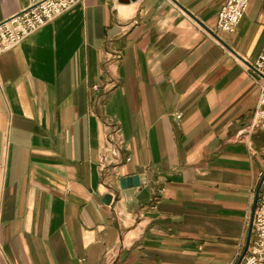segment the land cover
I'll list each match as a JSON object with an SVG mask.
<instances>
[{
  "label": "crops",
  "instance_id": "0c3cea01",
  "mask_svg": "<svg viewBox=\"0 0 264 264\" xmlns=\"http://www.w3.org/2000/svg\"><path fill=\"white\" fill-rule=\"evenodd\" d=\"M30 1L0 0V23ZM226 2L82 0L0 52V264L240 258L264 172V0L234 33Z\"/></svg>",
  "mask_w": 264,
  "mask_h": 264
},
{
  "label": "built area",
  "instance_id": "2783aa9c",
  "mask_svg": "<svg viewBox=\"0 0 264 264\" xmlns=\"http://www.w3.org/2000/svg\"><path fill=\"white\" fill-rule=\"evenodd\" d=\"M80 1L31 0L27 8L0 23V52L18 45ZM249 3L250 0H227L218 13V29L234 33L244 18ZM253 66L252 77L259 88V97L249 124L251 131L264 126V46ZM261 180L260 197L253 219L252 240L248 252L239 264H264V172L261 173Z\"/></svg>",
  "mask_w": 264,
  "mask_h": 264
},
{
  "label": "water",
  "instance_id": "95a60500",
  "mask_svg": "<svg viewBox=\"0 0 264 264\" xmlns=\"http://www.w3.org/2000/svg\"><path fill=\"white\" fill-rule=\"evenodd\" d=\"M125 1L129 2L130 0H125ZM144 178H145L144 175H133V176L124 177L121 179V186L124 189L129 188V187L141 186L143 183H145ZM261 184H262V180L260 181L259 186L257 188V192H256L254 204H253L252 220L250 223L247 244H246V247H245L243 253L241 254L237 264H239L241 262V260L244 258L245 254L248 250L249 244H250V240H251V236H252V230H253V218H254L255 211L257 208V204H258V200H259Z\"/></svg>",
  "mask_w": 264,
  "mask_h": 264
},
{
  "label": "rangeland",
  "instance_id": "374dc122",
  "mask_svg": "<svg viewBox=\"0 0 264 264\" xmlns=\"http://www.w3.org/2000/svg\"><path fill=\"white\" fill-rule=\"evenodd\" d=\"M81 1H82V0H81ZM81 1H80V2H81ZM80 2H79V3H80ZM75 6H76V5H75ZM75 6H74V7H75ZM71 9H72V8H71ZM71 9H70V10H71ZM68 11H69V10H68ZM258 201H259V200H258ZM252 235H253V230H252ZM251 240H252V236H251ZM251 240H250V243H251ZM249 246H250V244H249ZM248 249H249V247H248ZM247 252H248V250H247ZM247 252H246V253H247ZM245 255H246V254H245ZM244 257H245V256H244ZM238 260H239V259H238ZM238 260H237V261L235 260V261L238 263ZM231 264H232V263H231Z\"/></svg>",
  "mask_w": 264,
  "mask_h": 264
},
{
  "label": "bare ground",
  "instance_id": "6f19581e",
  "mask_svg": "<svg viewBox=\"0 0 264 264\" xmlns=\"http://www.w3.org/2000/svg\"><path fill=\"white\" fill-rule=\"evenodd\" d=\"M259 197H260V194H259ZM254 219V218H253Z\"/></svg>",
  "mask_w": 264,
  "mask_h": 264
}]
</instances>
